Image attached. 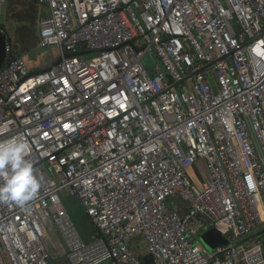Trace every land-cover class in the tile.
I'll return each instance as SVG.
<instances>
[{
  "label": "built area",
  "instance_id": "2783aa9c",
  "mask_svg": "<svg viewBox=\"0 0 264 264\" xmlns=\"http://www.w3.org/2000/svg\"><path fill=\"white\" fill-rule=\"evenodd\" d=\"M34 2L60 62L31 72L7 36L0 143L29 146L41 187L0 203V264H51L48 223L62 264H264V0ZM211 230L227 245L209 253Z\"/></svg>",
  "mask_w": 264,
  "mask_h": 264
},
{
  "label": "rangeland",
  "instance_id": "374dc122",
  "mask_svg": "<svg viewBox=\"0 0 264 264\" xmlns=\"http://www.w3.org/2000/svg\"><path fill=\"white\" fill-rule=\"evenodd\" d=\"M7 2L5 6L0 8V27L7 32V36L11 39L13 46L19 48V52L22 54L28 70L34 72L50 67L59 55L54 47H44L39 44L37 37L38 23L37 21L35 22L36 7L34 6V1L8 0ZM89 57H91L90 54L85 55L84 59ZM187 174L191 182L198 184L201 177L199 170L190 167L187 170ZM61 200L63 207L70 215L80 236L88 232L92 233L93 227L76 197L68 193H63L61 194ZM46 232L47 239L44 240V245L52 258L51 264H57L54 259L59 254L56 245L58 242V233L50 223L46 226ZM132 250L138 257L144 258L146 248L141 238L136 239V242L132 245Z\"/></svg>",
  "mask_w": 264,
  "mask_h": 264
},
{
  "label": "clouds",
  "instance_id": "9594fccd",
  "mask_svg": "<svg viewBox=\"0 0 264 264\" xmlns=\"http://www.w3.org/2000/svg\"><path fill=\"white\" fill-rule=\"evenodd\" d=\"M28 151L29 146L22 140L0 143V203L22 206L37 196L41 181L26 159Z\"/></svg>",
  "mask_w": 264,
  "mask_h": 264
},
{
  "label": "water",
  "instance_id": "95a60500",
  "mask_svg": "<svg viewBox=\"0 0 264 264\" xmlns=\"http://www.w3.org/2000/svg\"><path fill=\"white\" fill-rule=\"evenodd\" d=\"M1 30H3L4 34H2L0 32V68L3 65V62L5 60V41L7 39V32L4 31L3 28H1ZM82 48L84 47V45L81 46ZM87 55V54H91L90 52H80L75 54L76 56H81V55ZM66 57H71V55H66ZM60 61L58 60L54 65H57ZM96 234V232H95ZM96 236L91 240H95ZM200 242L202 243V245L209 251V252H213L214 249L218 246H225L227 245V241L226 239H224L218 232H215L213 230L206 232L205 234H203L200 238Z\"/></svg>",
  "mask_w": 264,
  "mask_h": 264
},
{
  "label": "crops",
  "instance_id": "0c3cea01",
  "mask_svg": "<svg viewBox=\"0 0 264 264\" xmlns=\"http://www.w3.org/2000/svg\"><path fill=\"white\" fill-rule=\"evenodd\" d=\"M34 1V0H33ZM8 3V2H7ZM34 6L36 7V10H35V14H36V20L35 22L39 21V19L41 18V15L44 14V16L47 14V10L45 8H43L42 6H39L38 4H36L34 2ZM43 17V16H42ZM36 33V32H35ZM17 50L19 51V48L16 47ZM95 230L92 228V233H87L85 235L81 234V237L82 239L85 241V242H90L94 237H95ZM57 249L59 251V254L58 256L54 259V261H56L57 264H62L64 263V246L60 240V238L58 237V242H57ZM57 259H59V261H57Z\"/></svg>",
  "mask_w": 264,
  "mask_h": 264
},
{
  "label": "trees",
  "instance_id": "16d2710c",
  "mask_svg": "<svg viewBox=\"0 0 264 264\" xmlns=\"http://www.w3.org/2000/svg\"><path fill=\"white\" fill-rule=\"evenodd\" d=\"M15 51H16V54H17L18 56H22V54L17 50V48L15 49ZM142 260H143L144 262H146V263L148 262V258H146V257L143 258Z\"/></svg>",
  "mask_w": 264,
  "mask_h": 264
}]
</instances>
